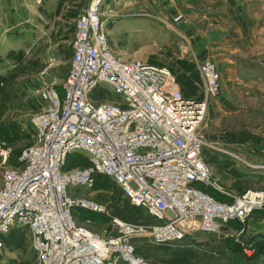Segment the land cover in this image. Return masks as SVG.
Instances as JSON below:
<instances>
[{
    "label": "built area",
    "instance_id": "obj_1",
    "mask_svg": "<svg viewBox=\"0 0 264 264\" xmlns=\"http://www.w3.org/2000/svg\"><path fill=\"white\" fill-rule=\"evenodd\" d=\"M104 1L90 0L79 15L70 69L59 84L54 81L41 90L45 108L33 117L35 142L23 150L21 167L4 172L0 256L6 236L25 228L32 235L37 264H136L130 237L138 231L156 242L197 231L215 233L231 221L246 222L264 207L263 191L238 195L223 190L205 158L208 143L201 127L208 98L221 89L217 63L207 59L199 64L204 97L186 95L168 66L116 55L103 19ZM99 88L106 92L95 94ZM9 152L0 145L1 155ZM76 153L88 158L89 165L70 167L69 158ZM100 175L112 179L158 222L137 225L114 216L119 234L110 239L80 225L74 208L104 214L109 207L94 197L71 194L69 186L91 189ZM208 185L228 200L202 189ZM137 258V264H149Z\"/></svg>",
    "mask_w": 264,
    "mask_h": 264
},
{
    "label": "rangeland",
    "instance_id": "obj_2",
    "mask_svg": "<svg viewBox=\"0 0 264 264\" xmlns=\"http://www.w3.org/2000/svg\"><path fill=\"white\" fill-rule=\"evenodd\" d=\"M74 1L78 2L66 0L67 4L62 12L50 10L43 18L38 19L37 14L31 18L29 23L32 26L27 36L28 48L17 50L15 42L13 50L4 51L0 47V145L10 149L8 155L0 154V187L4 181L5 170L9 167H21L23 163L20 156L23 150L35 142L33 117L45 108L41 90L51 82L59 84L70 69L74 33L81 14L78 11L80 8H75ZM253 1L259 3L260 10L261 0ZM153 2L157 8L139 2V8L131 11L135 4L129 2L125 4L127 7L123 11L119 9L120 4L117 1L112 3V0H105V7L108 4L105 18L114 52L126 61L140 59L166 65L179 79L180 86L187 95L204 97V79L199 64L207 59L199 60L192 38L178 28L179 20L159 15L158 11H164V6L169 5V1ZM123 14L147 18L145 31L135 33L123 28V24L118 21V16L122 18L125 16ZM262 16L264 17V14ZM253 38L256 40L253 47L247 46L245 51L234 53L232 61L209 58L217 63L222 85L216 96L208 98V107L201 127V133L208 143L205 147V158L212 168L214 182L223 187V190L238 195L248 189L264 192V76L262 80L256 78L246 82L241 77L249 70L244 69L245 65L250 62L260 63L264 57H261L264 34L261 36L258 32ZM173 44L176 47L179 44L183 46L177 51L173 49ZM232 63L233 69L241 73L240 75L231 74ZM59 89L62 92L61 87ZM104 92L106 90L99 88L95 94L102 95ZM110 93L115 99L119 98L115 93ZM82 156L79 153L72 155L75 159L69 158V163L89 165L88 158ZM203 187L212 194L227 196L214 185ZM69 191L71 194L79 192L97 198L110 207L109 212L104 214L74 208L72 213L80 225L107 239L119 234L118 226L113 223V217L117 216L113 214V209H116V205H125L127 198L122 195L121 189L112 179L100 175L96 178L93 188L70 185ZM143 215L146 222L135 221L133 224H156L147 214ZM150 220L152 221L149 222ZM261 231L264 232V207L254 210L246 222L231 221L215 232L214 237H211V233L200 231L191 244L192 249L199 252L216 246L221 253L217 251L214 254L210 252L211 255L200 256L197 251L199 257L184 259L176 256L173 246L167 250L150 247V250L146 245H154L156 241L153 236L142 231L134 233L130 242L135 247L136 256L149 264H232L233 254L229 247L241 249L242 244L253 233ZM5 240L6 249L4 255L0 256V264H37V253L28 229L15 228ZM223 240H226L229 247L224 246ZM261 250L264 253V245ZM144 254H150L151 257L146 258ZM247 261L242 258L235 263L264 264V259L254 263ZM119 264L132 263L120 260Z\"/></svg>",
    "mask_w": 264,
    "mask_h": 264
},
{
    "label": "crops",
    "instance_id": "obj_3",
    "mask_svg": "<svg viewBox=\"0 0 264 264\" xmlns=\"http://www.w3.org/2000/svg\"><path fill=\"white\" fill-rule=\"evenodd\" d=\"M88 1L90 2V0H78L77 3L74 1L76 4L74 6L77 9L79 7L78 11L82 13L85 6H88ZM114 1L120 4L119 9L123 11L127 7L125 4L129 2L135 4L131 11H136L141 5L140 3L144 2L149 7L151 5L152 8H157L153 0H112V3ZM66 4V0H0L1 49H4V51L13 50L14 42L17 50L28 48L27 36L32 26L29 23L31 18L34 15L36 16V14L38 19L43 18V15L50 10L62 12ZM258 4L253 0H177L175 3L169 1V5L164 6L165 10L158 11V13L168 18L181 15L182 19L180 18L177 22L178 28L181 31L183 30V32L185 31L192 38L199 60L213 58L217 61H232L234 53L245 51L247 46L253 47V43L256 42L253 37L258 35V32H260L261 36L264 34V17L262 16L264 14V1H260V10L258 9ZM107 6L108 4L105 7L104 1L103 9L105 14L103 19L105 23L107 22L105 18L106 13H108L106 11L108 9ZM118 21L123 24V28L130 29L131 32L135 33L145 31L148 25L146 23L148 22L147 18L137 15H125L122 18L118 16ZM106 26L108 30L107 23ZM181 45L179 44L176 47L173 44V49L178 51V49L182 48L183 45ZM261 48L262 57L264 55V42ZM232 64L230 66L231 74L240 75L241 73L233 69L234 63ZM263 66L264 57L261 58L260 63L250 62V64L245 65L244 69L249 70L241 76L244 78L242 80L245 82L254 81L256 78L262 80L264 76ZM138 210L142 214H148L144 209L138 208ZM10 254L13 253L10 252Z\"/></svg>",
    "mask_w": 264,
    "mask_h": 264
},
{
    "label": "trees",
    "instance_id": "obj_4",
    "mask_svg": "<svg viewBox=\"0 0 264 264\" xmlns=\"http://www.w3.org/2000/svg\"><path fill=\"white\" fill-rule=\"evenodd\" d=\"M179 81V79H178ZM180 83V82H179ZM184 91V90H183ZM185 92V91H184ZM186 94V93H185ZM187 95V94H186ZM190 96V95H188ZM75 157V156H74ZM74 157H70V158H74ZM77 157V156H76ZM81 157V156H80ZM83 157V156H82ZM75 159V158H74ZM72 160V159H71ZM80 160V159H79ZM69 166L72 167L73 165L70 164L68 162ZM203 190H205L206 192H208L204 187H202ZM122 192V191H121ZM210 193V192H208ZM212 194V193H210ZM216 194V195H215ZM212 194L215 197H217L220 200H228V196H223V195H217L218 193ZM123 195V194H122ZM127 198V197H126ZM98 200V199H97ZM100 201V200H99ZM102 202V201H101ZM104 203V202H103ZM107 204V203H106ZM125 207H123L122 205H116V209H113V214L117 215V217L119 218H123L128 222L134 223L135 221L137 222H144L146 220V218L144 217V215L138 210L139 207L135 206L130 200L129 198L125 199L124 202ZM108 205V204H107ZM109 207V205H108ZM110 208V207H109ZM123 208V209H122ZM125 208V209H124ZM136 212V213H135ZM147 217L150 219L152 218V220L154 219L153 216H151L150 214H147ZM124 220V221H125ZM152 220H150L149 222H151ZM155 220V219H154ZM146 222V221H145ZM148 222V221H147ZM155 223H157V221L155 220ZM148 224V223H145ZM196 234H188L185 237H183L182 239H177V240H170V241H164V242H155L156 244L154 245H146L148 247V249H150V247H155V248H162L163 250H167L168 248H170V246L175 247V253L176 256H181L184 259H189L192 258L194 256H198L196 253L198 250L196 249H192L193 247L191 246V244H193V240H195L197 238V236H199V234L201 233L200 231L195 232ZM207 233H211V237H214L215 233L213 232H207ZM6 239V238H5ZM192 240V241H191ZM216 240V239H213ZM6 241V240H5ZM241 242V241H240ZM242 243V242H241ZM246 243V244H245ZM242 244L241 249H232L231 247H229V245H227L226 240H223V244L226 247H229L231 249V252L233 254V257L231 259L232 264H238L235 262H238V259H242V258H246L248 261V263H254V262H258L261 261L262 259H264V253L261 250L262 245H264V232H258V233H253L248 240H246V242ZM174 244V245H173ZM251 248V250L253 251L252 254H249L245 251V248L247 247ZM152 248L150 250H152ZM216 246H213L211 249H203L204 252H199L198 254H200V256H202V254L204 255H211L216 253L217 251L219 253H221V250H217ZM248 248V249H249ZM228 249V248H227ZM210 250V251H209ZM211 252V253H210ZM174 253V254H175ZM206 253V254H205ZM146 258L151 257L150 254H144ZM199 257V256H198ZM236 258V259H234Z\"/></svg>",
    "mask_w": 264,
    "mask_h": 264
},
{
    "label": "bare ground",
    "instance_id": "obj_5",
    "mask_svg": "<svg viewBox=\"0 0 264 264\" xmlns=\"http://www.w3.org/2000/svg\"><path fill=\"white\" fill-rule=\"evenodd\" d=\"M134 262H136V263H138L139 261H138V258L135 256L134 258Z\"/></svg>",
    "mask_w": 264,
    "mask_h": 264
}]
</instances>
